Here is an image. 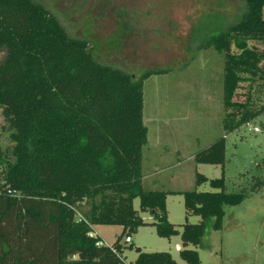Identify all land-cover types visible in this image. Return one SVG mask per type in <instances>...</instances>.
Segmentation results:
<instances>
[{
  "label": "trees",
  "instance_id": "trees-1",
  "mask_svg": "<svg viewBox=\"0 0 264 264\" xmlns=\"http://www.w3.org/2000/svg\"><path fill=\"white\" fill-rule=\"evenodd\" d=\"M106 9L75 36L37 0H0V106L14 155L8 159L0 149V264H178L169 251L140 247L134 261L123 258L122 238L140 226L153 225L162 237L179 231L168 219V191L143 186L144 81L160 70L136 75L99 60L103 45L124 44L117 35L124 9L109 37L95 36L93 23L101 25L113 11ZM209 42L223 55L229 133L264 113V0H246L241 18ZM195 160L224 166L226 137ZM207 180L198 173V184ZM210 182L211 191H171L184 195L187 216L201 217L183 224L180 255L187 264H202L196 247L207 229H220L225 207L248 195L228 191L224 175ZM136 197L153 221L134 207ZM94 225L123 231L106 244L90 236Z\"/></svg>",
  "mask_w": 264,
  "mask_h": 264
},
{
  "label": "rangeland",
  "instance_id": "rangeland-1",
  "mask_svg": "<svg viewBox=\"0 0 264 264\" xmlns=\"http://www.w3.org/2000/svg\"><path fill=\"white\" fill-rule=\"evenodd\" d=\"M37 1L75 36L86 34L87 21L102 19L108 14L106 8H111L109 20L93 23L95 36L109 37L116 30L113 18L124 9L126 22L117 28L124 44L103 45L99 60L117 63L136 75L139 69L140 73L160 70L144 81V120L149 132L143 150V186L168 191V219L179 233L162 237L155 226H140L130 233L133 242H125L126 235L122 238L124 260L134 261L140 247L169 251L178 264H187L176 247H183V224L198 223L201 217L187 216L184 195L171 191H211L210 180L224 175L228 191L248 195L240 204L225 207L220 229H207L202 244L196 247L202 264H264V113L226 132L223 55L209 42L213 33L241 18L246 0ZM11 133L0 106V149L8 159L14 156ZM222 136L226 137L224 166L195 160L197 152ZM198 173L208 180L198 184ZM134 207L145 221H153L150 211L140 210L139 197L134 199ZM98 230L104 242L112 244L123 227L101 225Z\"/></svg>",
  "mask_w": 264,
  "mask_h": 264
},
{
  "label": "built area",
  "instance_id": "built-area-1",
  "mask_svg": "<svg viewBox=\"0 0 264 264\" xmlns=\"http://www.w3.org/2000/svg\"><path fill=\"white\" fill-rule=\"evenodd\" d=\"M90 236L91 237H95L96 236V233L94 231L90 232ZM125 242L129 243V242H132V236L128 235L125 237ZM98 244H102V242H98ZM178 250L181 249V246H177L176 247Z\"/></svg>",
  "mask_w": 264,
  "mask_h": 264
},
{
  "label": "crops",
  "instance_id": "crops-1",
  "mask_svg": "<svg viewBox=\"0 0 264 264\" xmlns=\"http://www.w3.org/2000/svg\"><path fill=\"white\" fill-rule=\"evenodd\" d=\"M144 178H146V177L144 176ZM99 226H101V225H94V232L96 233V235L100 236V237L103 239L102 235L100 234V232H99V230H98ZM103 242H104V239H103ZM132 242H133V239H132ZM129 243H130V242H129ZM178 246H180V245H178ZM176 249H177V248H176ZM177 250H178V249H177ZM178 251H180V250H178Z\"/></svg>",
  "mask_w": 264,
  "mask_h": 264
}]
</instances>
